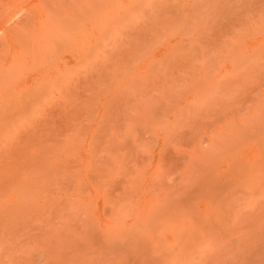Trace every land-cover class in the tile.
Listing matches in <instances>:
<instances>
[{"label":"rangeland","instance_id":"1","mask_svg":"<svg viewBox=\"0 0 264 264\" xmlns=\"http://www.w3.org/2000/svg\"><path fill=\"white\" fill-rule=\"evenodd\" d=\"M0 264H264V0H0Z\"/></svg>","mask_w":264,"mask_h":264}]
</instances>
